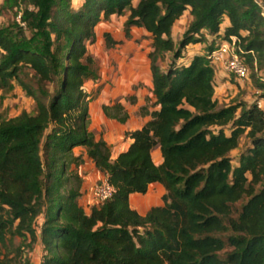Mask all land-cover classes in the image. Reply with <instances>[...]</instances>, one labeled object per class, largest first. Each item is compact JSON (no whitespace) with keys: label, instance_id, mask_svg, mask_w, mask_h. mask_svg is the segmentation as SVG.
<instances>
[{"label":"trees","instance_id":"obj_1","mask_svg":"<svg viewBox=\"0 0 264 264\" xmlns=\"http://www.w3.org/2000/svg\"><path fill=\"white\" fill-rule=\"evenodd\" d=\"M23 1L33 6L24 9L31 33L18 24L0 28V88L17 80L36 109L0 113V264H22L25 246L10 247L14 236L27 239L29 250L41 241V264H264V114L254 100L218 103L207 55L213 43L179 61L187 44L204 39L203 29L219 41L235 35L264 95L254 71V60L264 68V18L255 0ZM186 8L192 19L176 42L173 25ZM125 9V36L137 26L150 40L153 105L113 155L88 128L83 84L94 76L87 44L95 25ZM103 37L108 47L120 42L108 31ZM102 110L119 123L129 117L120 100ZM242 135L248 143L233 158ZM76 146L114 186L89 211L79 202L76 167L85 158ZM151 182L163 186L162 203L140 213L130 195Z\"/></svg>","mask_w":264,"mask_h":264},{"label":"rangeland","instance_id":"obj_2","mask_svg":"<svg viewBox=\"0 0 264 264\" xmlns=\"http://www.w3.org/2000/svg\"><path fill=\"white\" fill-rule=\"evenodd\" d=\"M77 1V0H74ZM264 1V0H263ZM32 9L31 4H26L23 0H0V28L3 26H12V24L21 25L25 33L29 35L31 30L24 20V9ZM21 13L20 22L16 19V14ZM128 11L121 14H112L108 18H102L94 27L95 40L87 44V53L92 57L91 67L94 69V76L84 78V90L88 98L89 125L88 128L94 133L96 138L102 137L106 140L111 148L112 154H116L128 140L125 131L140 126L148 116L144 111L152 108L151 93V75L149 70L147 51L150 49L149 37L145 30L141 27L131 26L130 36H125L124 26ZM192 16L189 9L186 10L175 20L172 37L177 42L183 32L188 28ZM108 31L113 38L120 39V42L113 47L105 45L103 32ZM204 39L198 42H191L186 45L183 57L179 61H185L194 53H206L210 43L217 45L219 43L218 36H214L208 30L203 29ZM171 53H168L161 61L162 65H166L170 59ZM148 65V66H147ZM215 65L214 69H217ZM25 71L30 72L29 69ZM255 74L264 77V68L255 70ZM251 69L247 77L236 80L230 76L232 84L226 86L224 90L214 88V97L218 103H229L233 101L252 102L255 97L261 94V91L253 84ZM32 86L35 81L30 74L23 77ZM36 87V86H35ZM134 97V101L131 100ZM120 100L126 107L129 117L126 122L119 123L114 119L107 118L102 110L103 103H112ZM48 101V98L46 99ZM36 109L34 99L21 87L20 83L12 79L9 86L0 88V113L5 116H12L20 111L33 113ZM248 143V138L242 135L237 148L230 152L235 158L239 151L243 150ZM82 148H74L75 153L81 151ZM84 151V150H82ZM154 161L158 160L156 149L152 151ZM76 170L83 178L85 189L87 186L92 187L99 177L92 173L93 168L89 160H84L76 167ZM83 186V185H82ZM162 188L158 186H150L145 193L133 194L130 197L131 205L140 213L145 212L151 205L162 203ZM81 196V194H80ZM79 196V199H80ZM246 197L236 203L239 209ZM94 203L90 190V199H82L81 204L86 211ZM37 219V223H38ZM24 244V254L22 264H26L29 248L26 245L27 239L14 236L10 247L18 243ZM222 255L224 253H221Z\"/></svg>","mask_w":264,"mask_h":264},{"label":"built area","instance_id":"obj_3","mask_svg":"<svg viewBox=\"0 0 264 264\" xmlns=\"http://www.w3.org/2000/svg\"><path fill=\"white\" fill-rule=\"evenodd\" d=\"M255 2L261 8V15L264 18V1L255 0ZM18 22L21 20V13L16 15ZM243 49L239 44V38L235 35H230L228 39H222L217 45H215L210 52H208V58L211 64L221 65L226 72L233 76L234 79L240 80L248 76L250 67L245 57L242 55ZM256 61L254 60V67L257 70ZM264 80V77H260ZM258 108H260L264 114V95H260L253 99ZM114 186L108 181L107 174L105 172L94 182L91 187V195L95 204L103 202L105 199L112 196ZM93 203V204H94Z\"/></svg>","mask_w":264,"mask_h":264},{"label":"crops","instance_id":"obj_4","mask_svg":"<svg viewBox=\"0 0 264 264\" xmlns=\"http://www.w3.org/2000/svg\"><path fill=\"white\" fill-rule=\"evenodd\" d=\"M225 23H226V20L224 21V24ZM228 75L229 74L226 72V70L224 69L223 66H221V65H218L217 66V69L215 70V74H214L215 89H220V90L222 89V90H224L226 88V86L232 84L231 79H230V76H228ZM129 140L130 139L128 137V140L126 141L125 145L123 147H121V149H119L118 152L120 150L124 149L128 145ZM74 148H82L81 150H84V148L81 147V146H76ZM155 149H156L157 155H158V160L155 161V162L158 163V162L161 161L162 158H161V155H160L159 148L156 147ZM118 152H116V154ZM83 154H84L85 160L87 159L91 163V167L93 168L92 173H94V175L96 174L99 177V175H101L102 172L99 171L94 166L93 162L86 157V154L84 153V151H83ZM150 186H158V188H162V190L164 192V188H163V186L159 182H151V183H149L148 189L150 188ZM90 190H91V186H90V188H89V186H87V189H85V186L83 184L82 189H81V196H80V199H79V202L80 203H81V197H82V199H86V201L90 199ZM133 194H138V193L137 192L132 193L130 195V197ZM42 253H43L42 243H41V241L37 240V242L35 243V245L33 246V248L28 251V258H27L28 263L27 264H41V256H42Z\"/></svg>","mask_w":264,"mask_h":264}]
</instances>
